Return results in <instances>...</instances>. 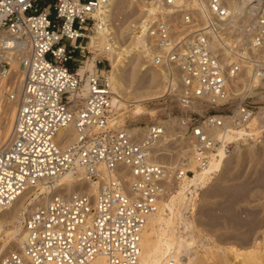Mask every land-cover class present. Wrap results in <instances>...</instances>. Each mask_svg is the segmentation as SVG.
<instances>
[{"label": "built area", "instance_id": "2783aa9c", "mask_svg": "<svg viewBox=\"0 0 264 264\" xmlns=\"http://www.w3.org/2000/svg\"><path fill=\"white\" fill-rule=\"evenodd\" d=\"M180 1L162 0L164 10L149 16L150 0H139L135 8L142 13L130 37H146L155 52L153 63L165 68L167 85L179 83L183 102L195 99L215 112L242 87L235 81L240 65L233 61L226 66L225 50L252 70L264 67V11L248 46L254 57L247 61L239 55H245L243 49L225 43L230 33L218 26L229 17L222 0H203V7L194 11ZM107 2L0 0V37L6 38L0 43V78L10 75L11 58L21 74L11 94L16 111L10 137L0 151V208L77 167L85 175L72 192L59 187L28 212L21 245L1 264H93L100 258L106 264L139 262L142 232L169 179L167 166L151 153L166 128L155 122L143 133H133L114 123L111 66L105 55L110 44L90 49L92 38L103 32L99 12ZM89 58L94 60L92 71L86 70ZM243 94L230 115L209 114L200 125L189 120L197 125L191 155L200 167L213 154L209 129L233 128L254 113ZM219 116L232 119L224 125ZM69 126L75 130L72 142L70 135H59ZM186 167L178 164L175 181L191 174ZM90 188L95 192L89 193Z\"/></svg>", "mask_w": 264, "mask_h": 264}, {"label": "bare ground", "instance_id": "6f19581e", "mask_svg": "<svg viewBox=\"0 0 264 264\" xmlns=\"http://www.w3.org/2000/svg\"><path fill=\"white\" fill-rule=\"evenodd\" d=\"M117 1L118 0H108L107 4L99 12V18L103 24V32L99 34L98 39H103L104 44L102 43L101 45H103L104 48L106 46L105 42L107 45L110 44V52L107 54L109 56L108 58L110 60L112 59L110 85L114 93V103L121 102L129 106L135 105L136 108L134 111L136 114H139L143 112V103L162 99L176 89L181 94L182 89L176 80H171L168 85L166 84L168 75L163 66L153 63L152 59L155 52L149 49L146 37L135 34L131 44L126 47H123L116 41L117 33L114 29L115 26L112 27L111 22L115 9L117 8ZM161 1L162 0H150L147 12L149 16L155 13L158 14L160 8L164 10V8L160 6ZM182 2L187 5V10L194 11L203 7V0H181L180 3L182 4ZM222 2L229 11L228 19L218 24V26L224 30L229 29L226 31L228 34L230 33V36L226 39L225 43L232 47L231 45L234 44V41L230 40V37H232L231 32H236L240 34L241 37L243 35L246 40L251 39L250 44H252L257 27V20L264 11V0H222ZM138 3L139 0H128L127 5H136ZM106 35L109 36L108 39ZM93 39L94 37L91 43L94 42ZM5 40V36L0 37V43ZM7 43L9 45L12 44L10 39H7ZM243 50L247 49L243 48ZM262 54L264 55V48ZM136 57L144 58L147 65L139 62V69L131 70L130 64ZM222 60L226 66H230L233 61L240 65V75L247 67L245 63L235 58L228 50L222 53ZM11 64L12 70H15L17 74L19 73L18 79L15 82H20L21 74L19 63L11 58ZM226 66H224L225 70L228 69ZM246 70L249 71L247 68ZM83 71L84 69H80V73H83ZM147 75H152L154 84L149 86L145 91H139L138 88L142 83L143 76L145 77ZM237 78L236 76L235 80ZM6 79L7 78H0V95L4 93L2 86ZM262 80H264V70L256 69L251 74L250 86H252V88L257 87V85L262 84ZM10 82H8V87H10ZM8 87L7 90L8 93H10L9 89L13 90L14 87H12V85L11 88ZM262 88V90H264V83ZM12 103L15 102L12 100ZM185 103L194 105L198 103V101L189 100L185 101ZM199 104L201 105L200 102ZM200 105L199 107H201ZM126 106L127 105H125V107ZM259 108L260 112L256 116L253 113L252 116L246 120L240 119V122H235L233 128L227 127L223 130L217 128L218 130L213 131L209 129L208 134L210 133L219 140L220 146L216 150L217 152L211 154L207 159V163L202 167H200L197 160L192 158L187 164V167L194 173L193 177L187 176L177 180L179 181V183H177L179 186L178 189L174 191L175 194L162 200L166 196L163 194L159 199L157 212L148 218L141 235V250L138 264H264V169L261 168L264 167V164H260L259 168L255 167L257 164H255V168L250 165L247 167L245 166V162L247 161L246 156L249 157L248 164L251 159L256 160V155L253 156L252 151L245 152V150H242L243 153L241 155H243V157L239 155L236 157L239 159H233L235 150L239 147L241 141L243 144L254 140L256 141L263 135L264 105H259ZM14 116L15 113L12 118L8 139L10 137ZM218 119L222 120L224 125H228L232 117L219 116ZM159 122L166 123V121L162 122L161 120ZM258 127L263 130L256 131ZM143 129L144 128L133 127L128 130L133 133H143ZM165 134L162 136L163 138ZM59 135L61 138L70 135V142H72L75 138V130L73 126H69L62 130ZM158 143L159 141L152 146V155L153 153L156 155V153L160 152L158 149V151L156 150ZM229 145H233L234 148L232 154L228 155L227 147ZM263 150L264 148H262V151ZM256 154L260 153L258 152ZM160 155L162 156L163 154L159 153L156 156ZM262 158L264 160V151L261 153L260 158H258V163L260 162L259 159L261 160ZM261 162L263 163L264 161ZM224 169L225 171L229 169L227 173L229 178H225V180L223 178V180H221ZM244 170H250L252 173H248L247 171L248 174L245 175ZM84 178V170L81 167H77L54 183L41 184L34 189H30L25 196L18 199L12 205L7 208H0V232L4 231V227L9 224V222H4L2 220L5 211L18 204L21 200L23 201L24 197L29 195V193L33 192L35 199H38L39 196L43 194L44 202L45 200L47 201L49 196L53 194L57 188L63 186L68 190H72L75 188L77 182H84ZM215 180H217L215 182L217 186L213 189L211 197L215 199V207H218L215 209H219L220 212H214L215 215H211L214 216V218H211L209 228L211 226V232H216L214 237L216 238L215 243L218 244L215 245V248L216 246L217 248L211 252V254L205 255L202 259H199L197 253L188 255V252L191 250V245L195 242L193 231L196 226L193 222L186 220L184 215L192 206L193 193L199 188L206 186L209 182L213 184ZM94 192L95 188L93 193ZM32 203L33 200H31L30 206L33 205ZM34 206L36 205L32 206L30 212L36 208ZM19 210L21 211L19 216L22 217L23 212H29L28 207L24 204H21ZM174 219L176 220L174 221ZM5 238H10L14 243L18 244L19 247L24 239L23 227L17 226L14 231L5 232ZM200 243L202 246L204 245L203 241H200ZM183 256L186 258L182 259ZM93 264H106V261L100 258Z\"/></svg>", "mask_w": 264, "mask_h": 264}, {"label": "rangeland", "instance_id": "374dc122", "mask_svg": "<svg viewBox=\"0 0 264 264\" xmlns=\"http://www.w3.org/2000/svg\"><path fill=\"white\" fill-rule=\"evenodd\" d=\"M127 3H128V0H118L117 1V5L118 4L119 5L118 6L116 5L117 8L116 7L115 8L117 10L115 9L114 16L112 19L113 24L115 26L114 29L117 33L116 41L119 42V44L123 43L124 45L121 44L123 47L128 46L133 41L134 36L133 38L130 37V35L133 32L132 27L134 23L140 18V13H142V12H138V8H135L136 7L135 4L127 5ZM226 30H229V29H226ZM231 35L232 37H230V40L234 41V44L231 45L232 49L233 48L247 49V50L242 51L243 53H245V55L241 53L239 54L240 56H243L245 59H247V61L248 59L254 57L253 55L250 56V52H247L249 51L248 46L250 44L251 39L246 40V38L243 35H242L243 37L242 38L240 34L236 32H231ZM98 37L99 35H96L94 37L93 39L94 42L90 43V49L95 50V49H101V47H104L103 45H101L102 43L104 44L103 39L101 38L102 39L101 40L99 38L100 39L99 40ZM106 56L107 58L109 57L108 54ZM109 61H110V66H111L112 59L111 60L109 59ZM139 62L147 65V63L144 61V58L142 59L141 57H136L133 59V62L130 64L131 70L133 69L138 70ZM93 67H94V60L93 59L91 60L89 58L87 61L86 70L92 71ZM246 68L249 69V71H247ZM246 68H245V71L235 80V81H239L240 83H242L241 89L237 90V92L235 91L236 94L231 98L230 102L227 105H225L224 107H221L215 112H212L214 108H212L209 105L203 104L200 101L196 103L198 105L196 104L193 105L190 103L191 105L189 104L190 105L189 106L188 104L182 101L181 99L182 96L177 89L173 90L171 94H168L166 97L162 99L151 100L149 102L143 103V106H142L143 112H140L141 114L140 113L136 114V112L134 111L136 108L135 105L129 106L128 104H125V103H121V102L114 103L113 101L114 123L119 124V125H124L127 129L133 128V127L144 128L152 123L159 122L160 120L162 122L166 121V123H163L166 128L165 137L164 138L162 137L159 140L158 145L156 146V150L158 149L160 152L156 153L158 150L155 152L156 155L159 153L163 155L156 156L153 153L155 160L167 166L168 171H169V179L167 181V185H166V189L164 193V195L166 196L162 200H165L167 197L169 196L171 197L172 195H174L175 194L174 191L178 189L179 185L177 183H179V181L174 180V173L177 169L178 164L180 162H183L184 164L186 163L188 164L189 161L192 159V155H191V152H192L191 142L192 141L190 139H191L193 129L196 128L197 125L190 124L189 123L190 119L193 122L199 123L200 125L201 122L204 121L205 117L208 116L209 114L230 115L236 110L238 105H240L241 103V99L239 98L240 93H244L243 94L245 98L244 103L245 105L252 108V111L254 112L255 116L260 112L259 105H264V92H263L264 90H262L263 89L262 85L264 83V80H262V84L257 85V87L252 88V86H250L251 74L256 69L252 70L249 67H246ZM260 69L264 70V67ZM15 72L16 71L12 70V67H11L10 75L6 77L7 79L4 81L6 84L4 83V85L2 86V88L4 89L3 91L4 93L0 95V151H2L4 147L7 145L8 134H9L10 127H11L12 118L16 111L15 110L16 105L15 103H12V99L11 97H9L11 96L10 94H12L11 91L13 90L9 89L10 93H8V90H7V87L9 85L8 82L11 81L10 87L8 88H11V85L12 87H14V85L17 84V82L15 81H17L18 79L19 73L17 74V72L16 73ZM153 84L154 82L152 80V75H147L145 77L143 76L142 83L139 85L138 90L145 91L149 86H152ZM192 100L197 102V100L195 99H190V101ZM199 102L201 103V105L199 104ZM125 105L127 106L125 107ZM199 105L201 107H199ZM258 130L261 131L263 129L258 127L256 131ZM212 137L214 138L213 139L214 142H212L213 144H211L212 146H210V148L212 150V153L215 154L220 144L217 138H215L214 136ZM254 141H250L244 144L241 141L239 147L236 148V150L238 151L235 150L233 159H239V158H236L239 155L243 157V155H241L243 153L242 150H245V152L252 151L253 156L256 155V160L250 158L251 163L249 162L248 164L249 157L246 156L247 161L245 162V166L247 167L248 165H250L254 167L255 164H257L258 166L256 165L255 167L259 168L260 164L263 165L264 162L263 163L261 162V161H264L263 158L261 160L259 159L260 161L259 163H258V158H260L261 153L264 151V150L262 151V148H264V133L263 135L260 136L258 140H256L255 142ZM233 148H234L233 145L231 146L229 145L227 147L228 155L232 154ZM255 150H257L260 154H256L258 152ZM261 168L264 169V167H261ZM188 169L190 171V168ZM225 169L223 171V175L221 174L222 175L221 180H223V178L224 180L225 178H229V176L227 175V173L229 172V169H227L226 171ZM244 171L243 172L245 175L251 172L250 170H244ZM190 173L191 174L189 175V177H193L194 173L192 171H190ZM216 181L217 180H215L213 184L212 182L211 183L209 182L206 186H204L203 188H199L198 190L195 191V193H193L192 202H191L192 206L190 207V210H188L184 215L186 220L193 222L196 226L193 231L195 242L191 245L190 247L191 250L188 252V255L190 254L194 255L197 253L198 254L197 256L199 257V259H202L205 255L211 254V252H213L217 248V246L215 248V245L218 244V243H215L216 238L214 236L216 232L212 231L213 232L212 233L210 229L211 226L209 228V225L211 223L210 220L211 218H214V216H211V215H215L214 212H217V213L220 212L219 209H215L218 207L217 206L215 207V204H216L214 203L215 199H212L211 197L213 189L217 186V184H215ZM83 183L84 182L82 181L77 182L75 185V188ZM72 190H75V189L73 188ZM72 190H68L67 192L70 193L72 192ZM93 191H94V188H90L88 190L89 193H93ZM42 196L43 194L40 195L38 199H35V195H33V192H31L29 193V195L24 197L23 201L21 200L20 202H18V204L14 205L12 208L7 209L5 213L3 214L2 220L4 222H9V224L4 227L3 229L4 231L0 232V261L4 256L11 253L18 247V244L14 243L10 238H5V232L14 231L17 226L21 227L23 225L24 217L28 214V212H25V213L23 212V217L19 216V213L21 214V211L19 210L21 204L22 205L24 204L26 207H28V210L30 212V210H32L33 205H36L34 207H37L38 205H41L43 203L44 196L43 197ZM31 200H33V203H32L33 205L30 206ZM211 212L214 214H212ZM175 220L176 219H174V221ZM200 241H203L205 246L204 245L202 246ZM185 258L186 257L184 256L182 257V259H185Z\"/></svg>", "mask_w": 264, "mask_h": 264}]
</instances>
